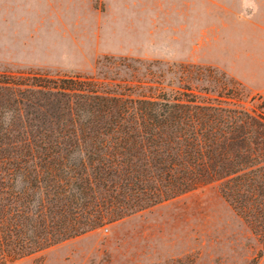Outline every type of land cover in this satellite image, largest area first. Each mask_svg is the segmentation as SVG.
I'll use <instances>...</instances> for the list:
<instances>
[{"label": "trees", "instance_id": "obj_1", "mask_svg": "<svg viewBox=\"0 0 264 264\" xmlns=\"http://www.w3.org/2000/svg\"><path fill=\"white\" fill-rule=\"evenodd\" d=\"M227 82L133 95L0 74V264L213 183L264 251V115Z\"/></svg>", "mask_w": 264, "mask_h": 264}, {"label": "rangeland", "instance_id": "obj_2", "mask_svg": "<svg viewBox=\"0 0 264 264\" xmlns=\"http://www.w3.org/2000/svg\"><path fill=\"white\" fill-rule=\"evenodd\" d=\"M0 74L133 95L204 74L264 115V0H0ZM9 264H264V251L213 183Z\"/></svg>", "mask_w": 264, "mask_h": 264}]
</instances>
